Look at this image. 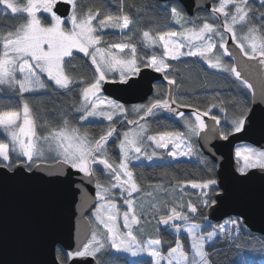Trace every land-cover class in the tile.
<instances>
[{"label": "snow or ice", "instance_id": "obj_1", "mask_svg": "<svg viewBox=\"0 0 264 264\" xmlns=\"http://www.w3.org/2000/svg\"><path fill=\"white\" fill-rule=\"evenodd\" d=\"M60 3L66 6L64 13L57 7ZM161 7L166 22L171 23L172 29L178 26L180 30L157 31L155 35L143 31L146 48L160 45L163 49L161 55L154 51L144 56L131 42L129 33L137 27V21L125 11L124 0H120L118 14L103 7L85 10L84 0H0V18L23 17L18 26L0 34V93L6 87L22 98L19 109L0 111V128L6 141L0 142V171L35 175L43 170L56 179L63 176L71 181L73 176L80 175L82 182H95V223L85 221L75 248L68 245L57 249L58 264H79L77 258H93V264H115L113 252L133 257L147 254L151 264H210L206 245L218 235L229 238L244 227L242 217L208 224L211 230H204L202 223L196 222L207 221L206 210L220 202V182L211 168L207 178L171 177L174 181L171 187L149 185L153 190L147 192L133 168L134 162L142 160H177L194 155L206 163L208 158L193 143L194 139L203 141V147L207 148L213 139L229 141L235 133L244 130L252 114L249 104L257 97L264 100V36H257L264 31V0H212L207 15L203 16H189L182 0H168ZM237 26L247 28V32L238 36ZM108 32H118L126 42L107 43L104 37ZM229 34L239 53L249 62L234 58L226 39ZM106 43V47L100 46ZM214 50L220 54L216 55ZM74 52L90 59L94 66L91 80L77 81L69 75L75 71ZM209 53H213L212 58ZM184 56L201 57L210 68L222 70L238 82L245 95L229 102L228 107L233 109L230 120L228 107L218 95V102L203 110L179 104L171 88L164 98H160L157 88L156 98L147 104L134 105L131 110L118 101L102 98L104 84L110 79L115 83L116 73L118 82L127 85L140 75L142 68L163 73L164 80L178 88L176 80L169 78L168 58L179 60ZM225 56L233 58L230 65L223 63ZM250 78L256 83L250 82ZM76 87H80V106L72 112L61 113V126L41 135L48 128V122L40 123L41 115L23 99L25 94L34 95L50 88L71 93ZM180 108L192 111L186 115ZM214 108L225 113L224 124L221 116L212 114ZM129 115L135 118L129 119ZM76 117L81 126L100 118L108 121L109 127L98 137L93 136L73 126L72 120ZM162 119L182 122L184 130L171 129ZM117 121L120 128L127 130L120 132ZM109 143L115 146L119 163L110 157ZM235 155L243 160L238 168L242 175L255 169L264 171V148L237 147ZM49 160L53 163H48ZM101 174L107 177L106 184L101 183ZM186 185L199 190L195 202L191 198L185 201L182 195L175 197L177 189L183 193ZM156 193L165 194L171 203L163 197L153 202ZM122 206H126L123 212ZM121 215L122 228L118 222ZM150 220L156 221L157 232L160 227L171 230L176 237L174 244L159 234L146 235L143 224ZM182 234L188 239L190 251L184 249ZM165 245H168L166 253Z\"/></svg>", "mask_w": 264, "mask_h": 264}, {"label": "water", "instance_id": "obj_2", "mask_svg": "<svg viewBox=\"0 0 264 264\" xmlns=\"http://www.w3.org/2000/svg\"><path fill=\"white\" fill-rule=\"evenodd\" d=\"M182 2L187 14L193 16L199 10H208L212 0ZM57 7L60 13L65 12L63 3ZM226 39L234 58L249 62L239 53L230 34ZM163 77V73L142 68L140 75L127 85L109 80L104 84L103 94L122 104L144 102L151 95L154 83ZM250 82L256 83L254 78ZM170 88L173 93V85L168 84V92ZM249 107L252 108L250 120L229 141L213 139L207 148L203 147V141L196 142L200 151L217 165L216 178L221 186L218 206L206 210L208 219L218 222L230 216L242 217L250 232L264 235V171L255 169L242 175L234 157L237 144L264 148V100L257 97ZM95 193V182H82L80 175L69 181L63 176L56 179L43 170L35 175L0 171V264H58L57 245L75 248L79 244L82 227L89 221L87 215L95 207ZM77 261L93 264V258H77Z\"/></svg>", "mask_w": 264, "mask_h": 264}, {"label": "trees", "instance_id": "obj_3", "mask_svg": "<svg viewBox=\"0 0 264 264\" xmlns=\"http://www.w3.org/2000/svg\"><path fill=\"white\" fill-rule=\"evenodd\" d=\"M167 3L159 0H124L125 11L137 21V27L129 35L132 37L131 42L136 44L140 55H147L150 52V50H145L146 48L142 45L143 31L148 30L155 35L157 31L173 30L171 23L166 22L161 7V5ZM84 6L85 10L88 7H92L93 9L95 7H103L108 12L118 14L120 0H84ZM207 12L208 10H199L194 15L203 16L207 15ZM22 22L23 17L13 19L11 16H7L0 18V34L12 30L14 26H18ZM258 34L264 36V31H260ZM104 39L106 42L126 41V38H122L118 32H108ZM74 57L72 64L75 71H70L69 75L73 76L77 81L81 79L85 81L91 80L94 75V66L91 65L89 58L85 57L83 53L76 52H74ZM230 61L232 63L231 59ZM168 62L171 65V69L168 71L169 78L175 79L177 85H179L178 88L176 85H173L172 93L179 104H190L203 110L208 105L217 103L218 95L224 101L225 106L228 107L229 102L233 98H243L245 95L243 90L232 82V79L227 78L224 74L210 70L200 58L185 57L179 61L169 60ZM157 88H159V93L161 94L160 98H164L168 93V82L166 80L157 81L153 86L151 95L146 101L147 103L156 98ZM79 91L80 87L74 88L71 93L50 88L48 91H42L34 95L25 94L23 99H27L34 111L41 115L42 119L40 123H44V121L48 122V128L42 130L41 135H43V131L61 126V113L72 112L75 107L79 106ZM248 98L251 99L250 94H248ZM21 105L22 98L19 97L18 93H12L6 87L0 93V111L19 109ZM186 109L192 111L191 108ZM232 111L233 109L228 107V118L231 117ZM212 114L216 115L215 112H212ZM77 120L78 117L72 120L73 126L81 127V131H88L93 136L98 137L99 134L107 130L105 122H85L81 126L77 124ZM161 122L169 125L171 129L183 131L182 122L170 119H162ZM0 142H6L2 129H0ZM194 144H197L196 140ZM108 147L110 157L117 162L119 154L115 150V146L109 143ZM203 156L205 155L203 154ZM207 158L206 163H202L199 157L176 161L160 159L149 162H134L135 167L133 171L144 190L149 185L154 184H163L165 187H171L174 183L171 177H175L177 180H199L207 178L209 168L212 169V174L216 178L217 165L209 157ZM104 177L106 176L101 174V182L106 180ZM192 192L194 191L186 189L183 195L185 196L186 193L194 195L195 193ZM185 198L187 199L188 197L185 196ZM191 199L193 202L196 200V198ZM89 221L91 220L89 219ZM196 222L205 225L204 230L207 229L206 224L217 225L219 223L209 219L207 221L197 220ZM157 234L163 240L174 244L176 237L172 234L171 230L160 227L159 232H157V228L155 231H151V236L155 237ZM233 237L235 239L218 236L210 245H206L210 264H264V235L242 228ZM180 238L184 244L185 251H190L186 236L182 234ZM167 247L168 245H165L163 248L165 253L167 252ZM60 248L61 246L57 245L56 255L57 249ZM112 255L115 259V264H140V262L151 264V261L148 259L132 260L124 254L115 252Z\"/></svg>", "mask_w": 264, "mask_h": 264}, {"label": "rangeland", "instance_id": "obj_4", "mask_svg": "<svg viewBox=\"0 0 264 264\" xmlns=\"http://www.w3.org/2000/svg\"><path fill=\"white\" fill-rule=\"evenodd\" d=\"M173 30H176V31H179L180 29H179V27L178 26H176L175 27V29H173ZM237 35L239 36V35H243V34H245L246 32H247V28H244V29H241L239 26H237ZM257 36H260L258 33H257ZM118 42H126V41H118ZM107 43H117V42H107ZM107 43L106 44H102V45H100L101 47H106L107 46ZM142 45H143V47L144 48H146L145 46H144V43H143V40H142ZM145 50H150V52L147 54V55H144V56H148V55H152L153 54V52L155 51V54L156 55H161L162 54V51H163V49H162V47L160 46V45H155V46H153V48H146ZM186 49H182V51H185ZM127 51L128 50H125V53H127ZM214 53L216 54V55H219L220 54V52L219 51H217V50H214ZM123 55V54H122ZM142 55V54H141ZM209 55V57L210 58H212L213 57V53H209L208 54ZM185 57H188V56H184V57H181L180 59H182V58H185ZM191 58H200L205 64H206V66L210 69V70H213V71H216V72H219V73H221V74H224V75H226L227 76V78H230V79H232L233 81V83H235L236 84V86L237 87H239L238 86V82H234V77H230L227 73H224L222 70H218V69H212V68H210L209 66H208V64H207V62L205 61V60H203V58H201V57H191ZM179 59V60H180ZM230 59L231 58H229V57H227V56H225V57H223V63H225V64H228V65H230L231 64V61H230ZM90 60V59H89ZM169 60H171L170 58H168V61ZM179 60H173V61H179ZM91 62V61H90ZM111 75V74H110ZM164 75V74H163ZM115 80H117V81H119V76H118V73H116L115 74ZM111 80V79H110ZM164 80V79H163ZM240 88V87H239ZM241 89V88H240ZM102 98H106V99H110V100H113V99H111V98H108V97H106L104 94L102 95ZM149 98V97H148ZM148 99H146V101H147ZM114 101H116V100H114ZM146 101H144V102H140V103H135V104H124L125 105V107L126 108H128L129 110H131V108H132V106H134V105H142V104H147V102ZM81 102V101H80ZM79 106H80V104H79ZM78 106V107H79ZM212 112H215L216 113V115H219V116H221L222 117V120H221V123L222 124H224L225 123V121H224V119H223V117H224V115H225V113H223V112H220L219 111V108H214L213 110H212ZM185 114L186 115H189L190 114V112H185ZM129 119H133V118H135L133 115H129V117H128ZM121 119H123V118H121ZM229 120L231 119V117L230 118H228ZM105 122V124H107V128L109 127V122L108 121H106V120H102V119H100V118H95V119H93V120H90L89 122ZM116 127L119 129V131L120 132H123V131H125V130H127L126 128H120V122L119 121H117V123H116ZM0 129H2V128H0ZM182 129H183V127H182ZM3 130V129H2ZM184 130V129H183ZM194 141H195V139H194ZM194 141H193V143H194ZM244 146H252V147H254L253 145H250V144H248V143H241V144H237L236 146H235V148H234V157H235V159L237 160V162H238V164H239V167L240 166H242V164H243V160H242V158L241 159H238L237 157H236V155H235V149L237 148V147H244ZM198 156H192V157H190V158H197ZM190 158H186V157H181V158H178L177 160H185V159H190ZM163 159H166V160H172L171 158H163ZM155 160H160V159H155ZM149 162V161H147V160H142V161H140V162ZM176 161V160H175ZM50 162H53L52 160H49L48 161V163H50ZM116 163H119V160L116 162ZM104 178H106V180L105 181H102L101 183H107V177H104ZM155 185V184H154ZM191 190V191H194V192H192V193H195L194 195H191V194H188V193H186V195L185 196H187L188 198L186 199L185 198V196L183 195V193H180L179 192V189H177V192L175 193V197L178 199L181 195L183 196V199L185 200V201H187L189 198H196L198 195H199V190L198 189H192L191 188V186L190 185H186L185 186V190ZM153 189L152 188H150V187H146V190H145V192H147V191H152ZM142 196H143V193L141 194ZM156 195V200L155 201H153V202H158L160 199H161V197H163L165 200H169V203H171V200L169 199V197H167L165 194H162V193H156L155 194ZM119 203L120 202H118V206H119ZM95 208V207H94ZM126 210V206H122L121 207V212H123V211H125ZM93 211H94V209L90 212V214H88L87 215V217H88V219H90L92 222H93V224L95 223L94 222V217H93ZM231 218H233V219H235L237 216H230ZM229 218V217H228ZM228 218H226V219H228ZM223 220H225V219H223ZM223 220H221V221H218L219 223H222L223 222ZM118 222L120 223V225H121V228H122V215L120 216V217H118ZM218 223V224H219ZM143 226H144V229H145V232H146V235H148V236H151V231L153 230V231H155L156 230V228H157V225H156V221L155 220H150V222H147V223H144L143 224ZM202 226H203V229H204V226L205 225H203L202 224ZM206 227H207V229L206 230H211V229H209L208 228V224H206ZM243 228H246L245 226L243 227ZM247 229V228H246ZM238 233H236V232H233L232 233V237L233 236H235V235H237ZM219 236V235H218ZM153 237V236H152ZM232 237H230V238H232ZM121 254H124V255H126V256H128L130 259H132V260H134V259H141V260H144V259H148V260H150L151 261V257H149L147 254H142L141 256H138V257H133V256H131L130 254H128V253H121ZM162 264H166V262H162Z\"/></svg>", "mask_w": 264, "mask_h": 264}, {"label": "flooded vegetation", "instance_id": "obj_5", "mask_svg": "<svg viewBox=\"0 0 264 264\" xmlns=\"http://www.w3.org/2000/svg\"><path fill=\"white\" fill-rule=\"evenodd\" d=\"M180 111H183V110H181V108L179 109ZM184 112V111H183ZM187 112H191V111H187Z\"/></svg>", "mask_w": 264, "mask_h": 264}]
</instances>
